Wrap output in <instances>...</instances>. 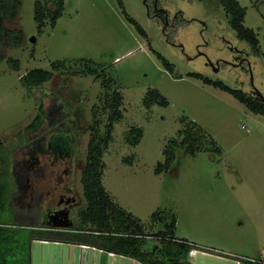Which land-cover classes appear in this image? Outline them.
<instances>
[{"label": "rangeland", "instance_id": "1", "mask_svg": "<svg viewBox=\"0 0 264 264\" xmlns=\"http://www.w3.org/2000/svg\"><path fill=\"white\" fill-rule=\"evenodd\" d=\"M37 1L22 0L18 22L9 24L24 31L25 44L18 49L1 47L6 57L0 61V140L4 146L39 115L46 89L53 91L66 79L69 82L62 86L77 97L74 107L67 106L70 116L85 109V124L90 125L78 145L84 162L92 136V109L100 105L106 91L95 76L67 75L79 72L76 61L96 62L112 80L110 93L120 92L124 97V118L115 125L113 142L103 156L102 183L112 200L146 228L152 225L154 213L172 211L179 236L218 248L240 264H263L264 117L249 111L230 93L189 74H202L245 92L255 88L264 96V0H238L247 12L245 27L258 35L259 55L240 40L222 0H122L147 38L127 20L119 0H66L56 27L46 24L39 31ZM157 8L175 24L165 33L154 16ZM233 49L246 52V62L238 64ZM155 51L174 66L175 74ZM9 58L20 61L19 71L10 68ZM64 61H69L67 67L54 70L53 63ZM218 61L222 66L217 71L210 63ZM35 69L54 72V79L43 87L27 89L21 78ZM150 90H158L169 105L147 109L143 100ZM50 102L45 99L44 106ZM107 118H98L101 134ZM182 120L198 124L215 140L218 151L210 146L194 156L178 151L172 166L158 173L167 143L181 138ZM132 127L144 130L134 147L126 141ZM7 180L0 173L5 195L12 188ZM82 194L79 178L78 196ZM39 215L43 216L42 210ZM78 217L76 212L75 226L80 224ZM35 221L19 217L18 222L40 224ZM155 244L149 240L147 246ZM199 259L201 263L236 264L235 260Z\"/></svg>", "mask_w": 264, "mask_h": 264}, {"label": "trees", "instance_id": "2", "mask_svg": "<svg viewBox=\"0 0 264 264\" xmlns=\"http://www.w3.org/2000/svg\"><path fill=\"white\" fill-rule=\"evenodd\" d=\"M226 13L229 15L232 28L237 32L241 41L246 42L256 55L262 53L257 33L245 27L246 9L238 0H222ZM66 0H38L35 6V20L39 31L46 24L55 28L59 19L64 15ZM119 5L127 20L136 28L138 33L147 38L145 29L135 19L131 18L122 0ZM22 0H0V61L6 59L1 47L10 49L21 48L25 44L26 36L20 27H10L9 24L18 22ZM165 68L175 74L174 66L160 53L154 52ZM69 61L53 63V68L63 69ZM79 72L68 74V78L75 75L95 76L101 80L106 91L100 97V105L93 109L94 134L91 138L86 167L83 172L84 195L86 208L80 213L81 222L69 230H57L51 227L22 224L14 219V213L9 205L8 195L3 194L0 184V264H31V248L35 240H48L66 243L86 244L100 249L130 256L143 264H189L190 252L198 247L195 243L178 239L175 235L177 217L171 212L154 213L151 229L159 225L160 230L146 234L144 224L131 213L119 207L107 193L102 183L103 156L109 145L113 142L115 125L122 121L124 97L120 92L111 90V79L104 68L93 61H76ZM11 69L19 71L20 61L8 59ZM67 69V68H66ZM54 72L35 69L21 78L27 89L40 88L54 79ZM189 77L202 80L205 84L214 86L228 92L240 101L249 111L264 117V101L255 99L239 88H231L222 81H213L202 74H189ZM144 106L150 109L152 105L167 107L169 101L158 90H150L144 100ZM100 116H107L105 132H99ZM184 129L178 132L181 138L171 139L164 150L165 162L159 165L157 172L162 173L172 166L177 152L196 155L205 147L210 146L214 152L218 151L215 140L193 121L182 120ZM144 130L132 127L127 136V143L134 147L143 138ZM2 145L0 140V146ZM212 151V153H214ZM9 205V206H8ZM155 236L157 244L151 248L147 246L150 239ZM155 241V242H156ZM182 241H186L182 242ZM190 243V244H189ZM203 249V248H202ZM206 250V249H204ZM212 252V250H206ZM245 264H262L248 261Z\"/></svg>", "mask_w": 264, "mask_h": 264}, {"label": "flooded vegetation", "instance_id": "3", "mask_svg": "<svg viewBox=\"0 0 264 264\" xmlns=\"http://www.w3.org/2000/svg\"><path fill=\"white\" fill-rule=\"evenodd\" d=\"M154 16L160 19L164 33L169 27L175 25L171 23L164 10L157 8ZM233 51L238 55L236 57L238 64L246 62L244 59L246 52H240L237 49ZM210 65L220 70L222 62L218 61ZM67 82L69 81L65 79V82L62 81L53 91L46 89V93L41 97L43 99L39 115L24 127L23 132L14 136V142L5 147L1 141L0 173L6 174L7 181L10 180L12 183L8 194L9 205L17 222L19 217H22L29 222L32 220L40 222L38 226L52 227L54 223L63 224L68 221L66 218L74 222L76 212H78L79 221L80 213L86 208L83 172L91 140L87 145L84 162L79 158L78 145L83 130H87L90 125L85 124V109L83 113L77 111L70 116L67 106L74 107L77 97L75 98L76 94L71 89L62 86ZM256 91L252 88L249 92H244L255 99L264 101V96H260ZM47 98L51 99V102L45 107ZM93 124L92 122L90 127L92 136L95 129ZM79 178L83 197L78 196ZM41 210L43 216L40 217L38 213Z\"/></svg>", "mask_w": 264, "mask_h": 264}, {"label": "crops", "instance_id": "4", "mask_svg": "<svg viewBox=\"0 0 264 264\" xmlns=\"http://www.w3.org/2000/svg\"><path fill=\"white\" fill-rule=\"evenodd\" d=\"M145 226V225H144ZM158 226V225H157ZM157 226L151 229L146 228V234H152L157 232ZM177 226L175 235L178 239L187 240L191 243H195L201 247L214 250L209 253H203L197 251L195 254L190 255L188 258L189 264H199L201 260L199 257L209 258L217 261L232 262L240 264L236 258L229 257L221 252L220 249L210 247L204 243H199L197 240H190L187 237H181L177 234ZM214 248V249H213ZM203 259V258H202ZM204 261V260H203ZM201 264H211V263ZM31 264H143L135 258L125 256L113 252H109L100 249L95 246L78 244V243H66L48 240H35L32 243L31 248Z\"/></svg>", "mask_w": 264, "mask_h": 264}, {"label": "water", "instance_id": "5", "mask_svg": "<svg viewBox=\"0 0 264 264\" xmlns=\"http://www.w3.org/2000/svg\"><path fill=\"white\" fill-rule=\"evenodd\" d=\"M34 40L35 39H33V41ZM256 93L259 94L260 96H262V94L259 91H256ZM66 219L68 221L64 222L63 224L54 223L51 228L52 229H57V230H69V229L73 228L74 223L69 218H66Z\"/></svg>", "mask_w": 264, "mask_h": 264}, {"label": "built area", "instance_id": "6", "mask_svg": "<svg viewBox=\"0 0 264 264\" xmlns=\"http://www.w3.org/2000/svg\"><path fill=\"white\" fill-rule=\"evenodd\" d=\"M147 239H150V240H155L156 241V239H158V240H160V238H155V236H148L147 237ZM157 240V241H158ZM156 241V242H157ZM182 242H185V243H187L186 241H182ZM191 243V242H190ZM189 243V244H190ZM198 247H195L191 252H190V255H193V254H195L197 251H201V252H203V253H209V251H206V250H210V249H206V248H203V247H201V246H199V245H197ZM203 248V249H202ZM204 249H206V250H204ZM189 255V256H190ZM240 262V261H239Z\"/></svg>", "mask_w": 264, "mask_h": 264}]
</instances>
